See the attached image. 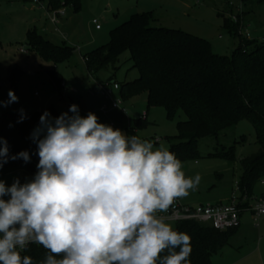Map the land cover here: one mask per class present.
Masks as SVG:
<instances>
[{
    "label": "clouds",
    "instance_id": "1",
    "mask_svg": "<svg viewBox=\"0 0 264 264\" xmlns=\"http://www.w3.org/2000/svg\"><path fill=\"white\" fill-rule=\"evenodd\" d=\"M9 98L18 100L12 90ZM69 111L55 119L45 112L34 129L33 179L0 180V264H191L190 235L157 213L195 190L200 175L186 177L163 145L99 123L93 112L81 116L75 104ZM8 158L0 137V167ZM17 158L30 160L27 151ZM30 244L47 250L43 260L22 255Z\"/></svg>",
    "mask_w": 264,
    "mask_h": 264
},
{
    "label": "rangeland",
    "instance_id": "2",
    "mask_svg": "<svg viewBox=\"0 0 264 264\" xmlns=\"http://www.w3.org/2000/svg\"><path fill=\"white\" fill-rule=\"evenodd\" d=\"M41 1L0 0V101L6 104H0V114L6 110L25 114L39 111L42 115L48 112L50 118L55 119L65 112L72 115L69 108L75 104L81 116L93 112L97 115L99 123L111 125L131 136L129 130L134 127L135 119L144 114L147 117L149 112V124L143 129L133 128L134 135L151 142L152 139L159 138L160 144L154 147L163 145L168 150L169 144L165 138L177 134V122L185 119V114L180 113L176 119H170L162 107H151L147 110L146 93L128 101L122 100L126 112L120 109L100 112V107L107 100L96 89L82 56L97 46L109 43L111 31L132 14L149 11L155 17L153 26L178 29L205 38L210 41L214 53L229 58L233 57L240 36L231 31L227 18L233 22L245 19L247 26L243 30V36L264 41V2L253 5V11L246 14V17H238L243 15L246 0H81V9L78 12L71 6L61 5L55 8L66 10L63 21L60 20L56 25L51 22L46 9L41 5L43 3L46 6L50 0ZM251 7L250 3L247 9L250 10ZM94 18H97L102 26L100 31L96 30ZM28 28H36L55 44L73 47L72 57L59 63L43 59L29 48ZM21 48L26 52L20 51ZM129 57V52L120 57L119 68L113 78L119 83L132 81L139 75ZM53 70L59 72L68 85L75 86L78 92L63 89L64 95L60 94L61 83L58 89L50 75ZM12 73H17L14 81L10 80ZM98 76L102 82H109L111 72L102 69ZM10 90L18 100L8 103ZM114 97L118 99L120 95ZM52 110L56 111V114H53ZM198 146L200 156L197 160L182 162L186 177H195L197 174L201 177L197 188L189 190L187 196L194 204L227 202L232 193L237 191L236 182L242 175L241 160L259 149L254 125L247 119L241 120L224 130L217 138L200 139ZM223 147H234L236 160L209 155ZM21 162L18 159L16 169H0V180L7 186H11L17 179L23 184L32 180L36 174L27 166L20 165ZM31 164L37 169L36 165ZM255 191H264L261 182L255 186ZM246 213L243 215V221L248 219L253 230L234 234L230 238V245L214 257L216 262L219 263L220 260L224 263L225 259L220 258H223L225 252L231 251L230 246L238 248L245 243L252 250L257 251L260 248L264 254V228L262 225L256 227L252 215ZM168 223L175 225L174 222ZM257 264H260L259 260Z\"/></svg>",
    "mask_w": 264,
    "mask_h": 264
},
{
    "label": "trees",
    "instance_id": "3",
    "mask_svg": "<svg viewBox=\"0 0 264 264\" xmlns=\"http://www.w3.org/2000/svg\"><path fill=\"white\" fill-rule=\"evenodd\" d=\"M53 8L71 6L75 12L81 9V0H50ZM264 0H246L243 15L253 11L255 4ZM252 5L250 10L248 4ZM231 11V10H230ZM245 20V19H244ZM227 18L231 31L240 36L233 57L213 52L211 43L205 38L178 29L153 26L155 17L151 11L137 12L111 31L109 43L97 46L83 55L87 70L97 75L102 69L111 72L108 81L114 80L120 57L129 52L133 68L138 77L120 83V95L124 101L143 93L147 96V109L162 107L166 116L176 119L180 113L186 118L177 122V134L166 137L169 150L181 162L197 160L200 156L198 142L205 137L217 138L239 121L252 122L256 132L257 152L241 160L242 175L239 186L242 194L252 196L255 186L264 178V41L244 37L240 30L247 22ZM30 50L47 61H68L74 48L58 45L40 34L36 29L27 32ZM17 73H12L14 81ZM50 75L59 89L63 80L57 71ZM42 114L3 111L0 114V137L7 141L8 160L0 167L10 171L18 166V159L35 173L37 169L30 161L11 159L27 151L37 157V144L32 133L40 126ZM149 124L147 117L135 119L134 127L143 129ZM132 127L130 133L135 134ZM229 160H236L234 147L210 153ZM174 229L191 237V264H214L213 258L230 241L237 228L221 231L211 225L186 220L176 222ZM47 250L38 244H30L22 255H29L39 262Z\"/></svg>",
    "mask_w": 264,
    "mask_h": 264
},
{
    "label": "built area",
    "instance_id": "4",
    "mask_svg": "<svg viewBox=\"0 0 264 264\" xmlns=\"http://www.w3.org/2000/svg\"><path fill=\"white\" fill-rule=\"evenodd\" d=\"M37 2H42L37 0ZM42 7L46 9L47 14L51 22L54 24L60 23V17L65 15L63 9H54L50 5L41 3ZM93 23L97 29L101 28V24L98 19H94ZM243 30L240 33L243 35ZM21 51L25 52L21 48ZM96 89L104 96L107 102L100 107V112L107 113L109 110L120 109L126 112V108L122 106V97L115 98V92H119L121 85L118 81L102 82L96 81ZM63 89H69L72 92H78L75 87H68L67 83L63 80L61 82V91ZM59 91L60 94L62 92ZM63 96V95H62ZM146 117V114L142 116ZM161 139L154 138L152 143L154 145L160 144ZM31 163L37 166L39 157L30 155ZM261 184L264 186V178L261 180ZM237 191L232 193L229 201L219 203H198V204H185L181 201V198H177L173 204L169 207L165 213H157L159 216H163L166 222H180L186 220H192L205 225H211L212 227L226 231L234 228H238L241 222V216L243 213L250 211L253 215V220L256 225L264 218V194L257 197H249L247 194L243 195L239 186V181L236 182Z\"/></svg>",
    "mask_w": 264,
    "mask_h": 264
},
{
    "label": "crops",
    "instance_id": "5",
    "mask_svg": "<svg viewBox=\"0 0 264 264\" xmlns=\"http://www.w3.org/2000/svg\"><path fill=\"white\" fill-rule=\"evenodd\" d=\"M46 5H50L51 7H53V5L51 4V2H49V4H46ZM65 9V8H64ZM66 11V10H65ZM66 14V13H65ZM66 16V15H65ZM64 16V17H65ZM64 17L63 16H61L60 17V20H62L63 21V19H64ZM94 19H97V18H94ZM94 19H93V21H94ZM34 29H36V28H34ZM102 29V26H101V28L100 29H97L96 28V30L97 31H100ZM30 30V28H28V30H27V32ZM37 30V29H36ZM39 32V31H38ZM21 51V50H20ZM26 52V51H25ZM83 57V56H82ZM83 61H84V63H85V60H84V58H83ZM87 69V68H86ZM89 72V71H88ZM90 73V72H89ZM62 77V76H61ZM90 77H91V79H92V81H94V83H95V80L96 81H102L100 78H99V76H98V74L95 76V75H92L91 73H90ZM68 85V84H67ZM95 86H96V84H95ZM68 87H75V86H73V85H68ZM76 88V87H75ZM69 90V89H68ZM78 90V89H77ZM71 91V90H70ZM62 92V91H61ZM75 93V92H74ZM77 93V92H76ZM62 94H63V92H62ZM64 95V94H63ZM115 95H120V91L119 92H115ZM147 110H149V109H147ZM100 111V110H99ZM52 113L53 114H56V111H54V110H52ZM148 116H149V112H147V119H148ZM264 187V186H263ZM264 194V191H262V192H260V193H256V191H255V188H254V191H253V194H252V196L251 197H257V196H259V195H263ZM230 199V198H229ZM229 199L227 200V201H229ZM181 201L183 202V203H185V204H194V203H192L191 201H193L192 199H189V197L188 196H185V197H181ZM220 202H222V201H220ZM204 204V203H203ZM246 213V212H245ZM247 213L248 214H250V215H252V213L250 212V211H247ZM246 213V214H247ZM243 215H245L244 213L242 214V216H241V222H240V225H239V227L236 229V231H235V233L234 234H238V233H246V232H248V231H250V230H253L252 228H251V226H250V221L248 220V219H245L244 221H243ZM252 219H253V215H252ZM253 222H254V220H253ZM254 224H255V222H254ZM261 225L263 226V228H264V218H262L261 220H260V222H259V225H256L255 224V226L256 227H261ZM234 234H232V236L234 235ZM231 236V237H232ZM228 245H230V241H229V243L226 245V246H228ZM225 246V247H226ZM224 247V248H225ZM231 248V251L230 252H225V254H224V256H223V258H220V259H225V261H226V263H225V261H224V263L225 264H257V260H259L260 261V264H264V254H263V252L261 251V249L260 248H258V250L257 251H255V250H252L251 249V247H249V245L247 244V243H245V244H243V245H240L238 248H235L234 246L232 247V246H230ZM223 248V249H224ZM222 249V250H223ZM233 249V250H232ZM221 250V251H222ZM220 251V252H221ZM234 251V252H233ZM219 252V253H220ZM218 253V254H219ZM218 254H216V255H218ZM235 254V255H234ZM215 255V256H216ZM228 255H230V256H228ZM232 255V256H231ZM214 256V257H215ZM227 258V259H226ZM213 262H214V264H224V263H222L220 260H219V263H218V261L216 262V260H214V258H213Z\"/></svg>",
    "mask_w": 264,
    "mask_h": 264
}]
</instances>
